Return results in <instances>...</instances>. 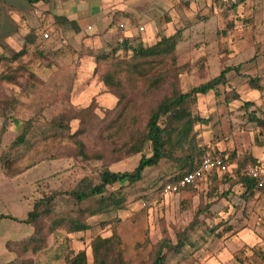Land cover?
<instances>
[{
	"label": "rangeland",
	"instance_id": "rangeland-1",
	"mask_svg": "<svg viewBox=\"0 0 264 264\" xmlns=\"http://www.w3.org/2000/svg\"><path fill=\"white\" fill-rule=\"evenodd\" d=\"M90 6L81 10L85 13L80 21L84 34L77 37L60 29L44 10L46 18L39 31L52 28V35L28 45L20 63L26 70L15 81L0 82V154L11 147L28 120L32 123L26 141L6 159L5 169L0 164V215L25 216L41 195L71 190L84 176L97 177L104 165L114 171L133 170L141 155L151 151L149 144L131 155L120 149L131 126L144 129L150 109L173 85L188 91L223 68L238 66L227 73L228 85L220 86L221 95L214 90L199 94L192 110L206 120L195 127L197 146L204 149L203 154H224L230 164L228 174H216L177 193H164L160 187L178 171V161L162 159L146 168L142 180L122 188L125 209L89 216L92 226L88 231L68 235L73 251L86 250L89 264H94L91 239L110 235L114 225L128 264H148L155 246L165 238L172 244L180 238L190 240L179 252L167 251V264H264V188L249 193L236 182V170L244 158L257 162L249 159L247 171L251 164L264 168V90L253 89L248 82L250 76H259L264 86V0H216L212 4L216 17L204 30L180 35L171 53L146 58L133 56L130 49L113 51L121 43L116 25L127 14L116 11L120 19L96 34L100 23L94 16L101 5ZM143 22V17L130 21L131 45L155 40H149L152 37L146 31L135 30ZM162 36L159 32L156 40ZM5 53L10 54L3 46L0 56ZM17 65L15 62L13 67ZM5 70L0 63V72ZM106 72L124 84V119L115 120L119 98L103 82ZM164 72L169 78L165 86L146 92L149 79ZM231 88L240 98L226 102L225 92ZM246 101L255 104L246 108ZM253 111L260 122L249 119ZM57 119L62 125L54 123ZM81 152L90 157L84 158ZM65 198L57 199L53 215L80 214V206ZM103 221L108 223L102 225ZM32 232L27 223L1 218L0 264L18 255L7 250L4 240ZM51 241L48 236L47 243ZM23 258L65 264L63 259L35 256L32 251Z\"/></svg>",
	"mask_w": 264,
	"mask_h": 264
},
{
	"label": "trees",
	"instance_id": "trees-1",
	"mask_svg": "<svg viewBox=\"0 0 264 264\" xmlns=\"http://www.w3.org/2000/svg\"><path fill=\"white\" fill-rule=\"evenodd\" d=\"M29 1L36 2L40 0ZM56 20L74 24L73 21L71 22L63 16H57ZM31 33L33 37L34 32ZM180 35L181 30H177L174 34L163 35L155 43L148 45L142 43L131 45L130 36L126 35L123 42L117 44L113 51L120 48L130 49L133 56L138 58L171 53L175 50ZM29 43L33 42L30 41ZM6 52H10V54L5 53L0 56V63L6 69L0 72V82H13L21 71L26 70L20 63L22 58L28 53V46L26 45L20 50L6 47ZM15 62L18 65L13 67ZM232 69L238 70L239 67L223 68L217 76L193 86L188 91H181L177 85H173L169 92L150 109L144 129H134L132 126L129 128L130 135L120 146V149H124L126 155H131L142 152L144 146L149 144L151 151L150 155L144 153L141 155L139 163L133 170L114 171L109 166L104 165L97 177L86 175L71 190H54L32 201L31 209L23 219H19L11 214H1L0 219L4 217L11 218L33 227L31 234L20 239H10L6 242L8 250L18 253L17 257L7 264H49V262L42 263L37 258L35 260L23 258V255L29 251H32L35 256L48 254L57 259H63L65 264H89L85 249H80L77 252L71 249V238L68 234L88 231L92 226L87 220L89 216H99L125 209L127 199L122 188L124 186H132L142 180L146 168L158 165L162 159L178 161V171L166 179L160 189L167 182L176 181L196 167L201 155L204 153V149L199 148L196 144L197 131L195 127L197 123L205 122L206 120L194 114L192 111L193 107L197 103L199 94H206L214 90L216 95H221L220 86L227 87V73ZM168 79L165 72L154 75L147 82L146 92L149 93L162 88ZM102 80L106 86L114 89L119 98L118 109H120L116 110L117 116L115 120L124 119L126 110H123V108L126 94L123 82L111 72L104 73ZM248 82L251 88L259 91L264 90L259 76H250ZM239 98L240 94L234 88L225 92L226 102ZM254 104L255 102L253 101H246L244 105L246 108H249ZM249 119L260 122V118L256 116L254 111L250 112ZM54 123L62 125L58 119L57 121L54 120ZM261 123H264V120H261ZM31 125L32 123L28 120L25 123L23 132L17 137L11 147L0 154V164L3 169H5V161L11 155L12 150L26 141L32 127ZM78 143L81 151H83V143L81 141ZM81 153L84 158L90 157L84 152ZM221 155L228 160L224 154ZM249 159L257 163L255 159H251L250 157L241 160L236 170V182L240 183L247 192L252 193L254 190L263 189L264 187L258 188L256 179L248 174L246 163ZM224 173L228 174V172ZM216 174L220 173L214 172L208 179L215 178ZM116 184L120 185L114 189L110 188V186H115ZM62 196H65L66 200L71 199L73 204L80 206V214L73 217L53 215L57 199ZM45 220L50 222L46 231H44ZM108 222L112 223L113 220H109ZM108 222L103 221L102 225ZM48 236L52 239L51 244L47 243ZM185 239L180 238L176 244H172L166 238L160 240L155 246L154 255L148 264H167V251H181L187 243H190L189 239ZM90 246L94 264H128L124 257L122 238L115 225L112 226L110 235L102 236L99 234L93 237Z\"/></svg>",
	"mask_w": 264,
	"mask_h": 264
},
{
	"label": "crops",
	"instance_id": "crops-1",
	"mask_svg": "<svg viewBox=\"0 0 264 264\" xmlns=\"http://www.w3.org/2000/svg\"><path fill=\"white\" fill-rule=\"evenodd\" d=\"M215 1L216 0H40L30 2L29 0H0V48L6 46L14 50H20L26 45L34 44L35 41H39L40 38L43 39L42 32L39 31V28L46 18L45 15H43L44 10H48L49 15L55 19L57 16H63L69 21H73V25L69 22L57 21L58 24H60V29L65 33L73 34L76 37L83 35L84 32L80 21L83 20L85 13H81V10H84L86 6L91 8V3H98L101 5L100 9H96L97 12H95L94 16L95 22L100 23L99 29L95 32L96 34L102 33L112 22L116 23L117 18H120L115 15V12L122 11L128 16L122 18L120 22L126 23L128 31L130 21L133 18L143 17L145 23L143 22L136 26L137 28H135V30H139L141 25L145 26V30L141 32L144 33L146 31L149 37H152L148 39H155L152 41L155 43L157 41V37L155 36L158 35L159 32L168 36L174 34L177 30H181V35L195 34L201 29L204 30L211 23L210 20L216 17L212 12V4ZM90 26L91 25H88L87 28H90ZM48 30H51L52 35V28ZM128 31L126 35H128ZM31 32H34L33 37ZM30 41L33 43H29ZM37 163L38 162L34 164ZM29 210L30 209H28L27 214ZM13 216L23 219L27 215L21 217L16 215ZM17 222L24 223L20 221ZM10 239L13 238H6L4 240L5 247L6 242Z\"/></svg>",
	"mask_w": 264,
	"mask_h": 264
},
{
	"label": "built area",
	"instance_id": "built-area-1",
	"mask_svg": "<svg viewBox=\"0 0 264 264\" xmlns=\"http://www.w3.org/2000/svg\"><path fill=\"white\" fill-rule=\"evenodd\" d=\"M119 32V42H123L128 27L125 22H119L116 28ZM140 31L145 30V26L139 27ZM51 30H46L42 33V38H49ZM230 164L220 153H205L201 156L196 167L176 181L167 182L163 187L164 193H177L188 186L196 185L199 182L208 180V178L214 173L230 172ZM248 174L254 177L257 181V187H264V168L260 164H251L248 166Z\"/></svg>",
	"mask_w": 264,
	"mask_h": 264
}]
</instances>
